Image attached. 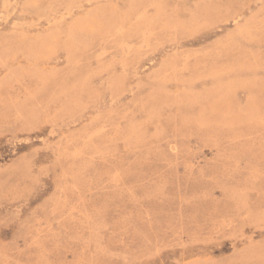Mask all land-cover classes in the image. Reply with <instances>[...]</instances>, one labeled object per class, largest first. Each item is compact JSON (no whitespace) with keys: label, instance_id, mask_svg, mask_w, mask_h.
<instances>
[{"label":"rangeland","instance_id":"374dc122","mask_svg":"<svg viewBox=\"0 0 264 264\" xmlns=\"http://www.w3.org/2000/svg\"><path fill=\"white\" fill-rule=\"evenodd\" d=\"M0 264H264V0H0Z\"/></svg>","mask_w":264,"mask_h":264}]
</instances>
